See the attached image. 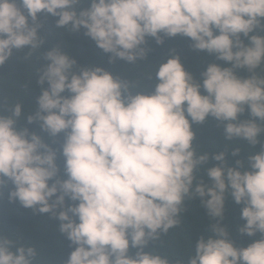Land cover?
<instances>
[{
	"label": "clouds",
	"instance_id": "obj_1",
	"mask_svg": "<svg viewBox=\"0 0 264 264\" xmlns=\"http://www.w3.org/2000/svg\"><path fill=\"white\" fill-rule=\"evenodd\" d=\"M84 2L0 0V66L14 50L27 48L30 56L41 48L40 13L58 17V28L84 29L111 54L109 63L135 65L147 58L148 37L159 45L180 35L226 66L210 63L198 80L172 54L148 75V93L139 79L82 67L52 47L38 70L37 83L48 87L37 110L25 116L17 102L0 113V197L10 182L9 203L59 221L57 231L73 249L64 264H264V0H86L78 7ZM246 111L250 118L240 119ZM209 117L223 125L225 141L239 138L260 150L235 166L227 149L211 157L200 151L192 125ZM21 120L38 123L49 137L64 134L66 178L57 149ZM240 152L231 149L234 157ZM227 196L243 205L239 233L260 234L246 247L235 246L221 223ZM197 197L210 235L196 240L194 253L185 261L145 251L181 225ZM38 257L35 245L0 234V264H39Z\"/></svg>",
	"mask_w": 264,
	"mask_h": 264
},
{
	"label": "trees",
	"instance_id": "obj_2",
	"mask_svg": "<svg viewBox=\"0 0 264 264\" xmlns=\"http://www.w3.org/2000/svg\"><path fill=\"white\" fill-rule=\"evenodd\" d=\"M78 7H87L86 0ZM57 19L58 17H53L50 14H38V22L43 25L38 30V34L45 38L44 44L30 56H28L29 49L27 48L14 50L12 57L3 66H0V113L7 114V110L17 102L22 103L25 116L37 110L36 98L41 94L42 87H48L46 82L43 86L37 83L38 70L45 63L43 53L56 45L76 59L78 65L82 67L100 66L121 78L139 79L140 86L148 93L153 91L150 86L154 82L147 78L148 75L151 74L154 77L158 63L166 61L172 54H178L185 69L198 80L201 72L210 63L226 66L214 55H210L206 51L194 50L191 47L192 41L180 35L173 38L166 37L164 43L159 45L154 38L148 37L145 47L150 51L147 58L138 60L135 65L119 59L114 63H109L111 54H106L99 49L93 40L84 35V29L70 32L67 29L58 28L56 27ZM29 22L31 23V20ZM244 39L247 43V39ZM237 74L241 77L250 75L246 69L237 70ZM248 118L250 117L247 111L240 116L242 120ZM20 124L22 127H28L30 131L42 135L46 143L57 149L59 175L61 178H66L63 172L64 158L59 151L64 134L61 133L53 138L49 137L47 133L41 132L38 123L27 124L26 120H21ZM192 127L196 133L194 143L199 145V150L208 151L211 157L213 153L227 149L226 159L230 166H235L237 159L246 160L248 155L260 150V145L252 147L246 140L239 138L231 142L225 141L223 125L212 117L207 118L203 124H193ZM261 143L264 144V134L261 135ZM237 146L241 148V152L234 157L231 155V149ZM210 163L215 164L216 161L210 159ZM199 175L203 176L205 182H208L203 169ZM12 187L9 182L3 189V196L0 197V234L10 237L18 243L35 245L39 252V264H64L73 249L69 247L70 242L65 236L57 231L59 221L53 219L50 214H33L30 209L22 208L18 202L9 203L7 194ZM242 207L243 205L236 204L230 196H227L225 215L221 222L228 228L229 238L237 247H246L260 238L259 233L253 237L239 233V227L245 223L241 219ZM181 219V225L171 229L167 235H162L159 240L150 242L145 251L166 255L172 260L183 259L186 261L194 253L196 240L201 235L205 238L210 235L208 230L210 220L198 197L189 202L187 210L181 214ZM130 251L134 254L136 249Z\"/></svg>",
	"mask_w": 264,
	"mask_h": 264
}]
</instances>
